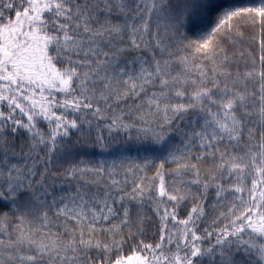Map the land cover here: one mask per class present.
<instances>
[{
  "label": "snow or ice",
  "instance_id": "6c2138e0",
  "mask_svg": "<svg viewBox=\"0 0 264 264\" xmlns=\"http://www.w3.org/2000/svg\"><path fill=\"white\" fill-rule=\"evenodd\" d=\"M0 264H264V0H0Z\"/></svg>",
  "mask_w": 264,
  "mask_h": 264
}]
</instances>
